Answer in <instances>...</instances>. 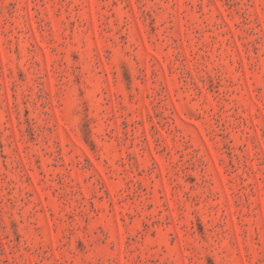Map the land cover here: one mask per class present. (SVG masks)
Instances as JSON below:
<instances>
[{
    "label": "rangeland",
    "instance_id": "374dc122",
    "mask_svg": "<svg viewBox=\"0 0 264 264\" xmlns=\"http://www.w3.org/2000/svg\"><path fill=\"white\" fill-rule=\"evenodd\" d=\"M0 264H264V0H0Z\"/></svg>",
    "mask_w": 264,
    "mask_h": 264
}]
</instances>
